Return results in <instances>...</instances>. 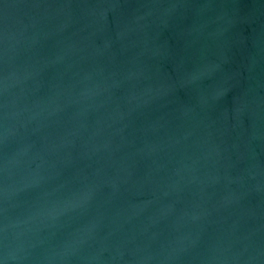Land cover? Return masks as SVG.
<instances>
[{"label":"water","instance_id":"water-1","mask_svg":"<svg viewBox=\"0 0 264 264\" xmlns=\"http://www.w3.org/2000/svg\"><path fill=\"white\" fill-rule=\"evenodd\" d=\"M0 264H264V0H0Z\"/></svg>","mask_w":264,"mask_h":264}]
</instances>
